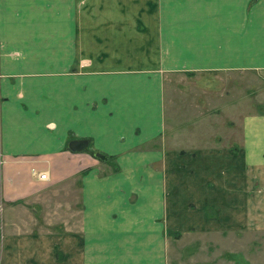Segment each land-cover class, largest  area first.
Wrapping results in <instances>:
<instances>
[{"label":"crops","instance_id":"crops-1","mask_svg":"<svg viewBox=\"0 0 264 264\" xmlns=\"http://www.w3.org/2000/svg\"><path fill=\"white\" fill-rule=\"evenodd\" d=\"M1 214L7 264L264 231V0H0Z\"/></svg>","mask_w":264,"mask_h":264},{"label":"rangeland","instance_id":"rangeland-1","mask_svg":"<svg viewBox=\"0 0 264 264\" xmlns=\"http://www.w3.org/2000/svg\"><path fill=\"white\" fill-rule=\"evenodd\" d=\"M169 91L172 90L167 88V92ZM0 225L7 229V223L2 225V214ZM228 230L229 233L219 232L216 236L217 241L211 238L212 234L210 233H207V239H193V241L187 243L186 251L182 249L181 254L178 253L177 255L184 254V264H264V231L255 232L252 240H248L249 242H241L233 238L231 229ZM4 234L7 238L6 230H4ZM4 234L2 227H0V264H7V252L4 247L7 239L3 240ZM240 239L244 240L243 237ZM251 242L252 244H249ZM240 248L244 250L241 249V252H239ZM192 254V259H190ZM172 264L183 263L174 261Z\"/></svg>","mask_w":264,"mask_h":264},{"label":"trees","instance_id":"trees-1","mask_svg":"<svg viewBox=\"0 0 264 264\" xmlns=\"http://www.w3.org/2000/svg\"><path fill=\"white\" fill-rule=\"evenodd\" d=\"M86 144H87L86 140L75 141L72 143V149L73 150H82L85 148ZM95 155L98 156L99 158L104 156L102 153H98V152H96Z\"/></svg>","mask_w":264,"mask_h":264},{"label":"built area","instance_id":"built-area-1","mask_svg":"<svg viewBox=\"0 0 264 264\" xmlns=\"http://www.w3.org/2000/svg\"><path fill=\"white\" fill-rule=\"evenodd\" d=\"M38 176L40 179H47V172L46 171H38Z\"/></svg>","mask_w":264,"mask_h":264},{"label":"water","instance_id":"water-1","mask_svg":"<svg viewBox=\"0 0 264 264\" xmlns=\"http://www.w3.org/2000/svg\"><path fill=\"white\" fill-rule=\"evenodd\" d=\"M103 157V156H102Z\"/></svg>","mask_w":264,"mask_h":264}]
</instances>
